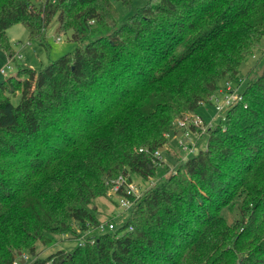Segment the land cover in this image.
<instances>
[{
	"label": "trees",
	"instance_id": "obj_1",
	"mask_svg": "<svg viewBox=\"0 0 264 264\" xmlns=\"http://www.w3.org/2000/svg\"><path fill=\"white\" fill-rule=\"evenodd\" d=\"M113 1L0 0L9 58L15 24L42 40L57 18L77 42L0 80V264L25 250L31 264H264V70L174 172L152 155L241 79L264 0H148L120 25ZM126 173L156 180L122 224L87 234L102 223L89 205ZM62 235L84 244L35 253Z\"/></svg>",
	"mask_w": 264,
	"mask_h": 264
},
{
	"label": "rangeland",
	"instance_id": "obj_2",
	"mask_svg": "<svg viewBox=\"0 0 264 264\" xmlns=\"http://www.w3.org/2000/svg\"><path fill=\"white\" fill-rule=\"evenodd\" d=\"M147 1L148 0H133L132 6L129 8L121 1L114 0L113 3L120 14L118 24H122L127 17L132 15L138 7L142 6ZM7 35L14 52L13 58L11 59L8 53L0 48V69L5 70L4 73L0 71V80L10 75H16L18 69L22 67L39 69L47 65L50 61L56 60L63 54L74 50L77 46V42L72 39L71 30L61 31L59 29L57 18L46 28L45 39L30 40L29 31L23 24H15L10 27L7 30ZM263 70L264 39L258 44L254 56H249L247 61L243 63L241 67L242 74H240L241 79L237 81V83L233 81L234 87L237 88L239 92H242L248 79ZM220 94L223 96L224 92ZM19 98L20 96L17 94L15 97H12V101L17 103ZM224 113L225 112L219 113L216 111L212 104H205L198 109L196 114H187L183 119L185 122L183 126L178 125V123L176 124V131L181 130L184 132L178 137L177 132L171 131L168 134L169 147L167 150H162L159 157V159L168 166L169 172L165 174L166 176L178 168L181 159L192 154L193 151L184 150L182 145L186 144L188 150L192 149L194 152L205 148L208 139V128L215 126L224 116ZM191 125H193L194 128H191ZM183 138H186L185 142ZM132 178L139 184L143 191L150 187L156 180V178L153 177L146 179L137 174H133ZM89 208L95 212L101 222L104 224L113 222L116 226L122 224L128 218L131 211L129 208L121 205L120 198L117 196L113 198L104 196L98 197L92 201ZM91 232L98 233L99 231L95 229L91 230ZM76 244H78L77 239L62 235L59 237L57 243L50 247L37 243L35 253L41 257H45L59 249L72 250ZM23 258H25L24 263L21 262ZM34 258L35 256L25 250L18 254L16 260L20 261V264H31Z\"/></svg>",
	"mask_w": 264,
	"mask_h": 264
},
{
	"label": "built area",
	"instance_id": "obj_3",
	"mask_svg": "<svg viewBox=\"0 0 264 264\" xmlns=\"http://www.w3.org/2000/svg\"><path fill=\"white\" fill-rule=\"evenodd\" d=\"M2 73L5 72L4 69L0 70ZM224 95L221 94H213L211 99L213 105L219 113L226 112L227 109L241 99V94L237 88L231 84L230 81L226 82V88L223 91ZM178 125L183 126L185 124L184 120H178ZM184 150L194 151L192 149L188 150L186 144L182 145ZM160 150H156L153 152L154 158L160 157ZM143 190L140 188L139 184H137L130 173L121 174L119 177L114 179L111 182L108 194L111 196H117L120 198V203L123 207L131 209L135 204L136 200L142 195ZM116 225L113 222H108V224L100 223L95 229L99 232H103L106 230H114ZM91 230L87 231L89 234ZM78 244H84L83 238L78 239ZM25 259V258H23ZM14 264H20V261L16 260Z\"/></svg>",
	"mask_w": 264,
	"mask_h": 264
},
{
	"label": "water",
	"instance_id": "obj_4",
	"mask_svg": "<svg viewBox=\"0 0 264 264\" xmlns=\"http://www.w3.org/2000/svg\"><path fill=\"white\" fill-rule=\"evenodd\" d=\"M182 135V131L181 130H178L177 131V136L180 137ZM183 141L185 142L186 141V138H183ZM164 150V148H161V151ZM22 263L25 262V259H22L21 261Z\"/></svg>",
	"mask_w": 264,
	"mask_h": 264
}]
</instances>
